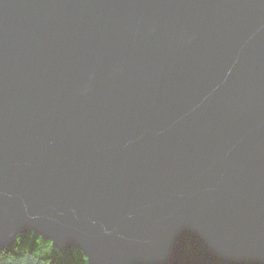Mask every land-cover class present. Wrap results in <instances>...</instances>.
Returning <instances> with one entry per match:
<instances>
[{
  "label": "water",
  "instance_id": "obj_1",
  "mask_svg": "<svg viewBox=\"0 0 264 264\" xmlns=\"http://www.w3.org/2000/svg\"><path fill=\"white\" fill-rule=\"evenodd\" d=\"M89 264H264V0H0V248Z\"/></svg>",
  "mask_w": 264,
  "mask_h": 264
},
{
  "label": "trees",
  "instance_id": "obj_2",
  "mask_svg": "<svg viewBox=\"0 0 264 264\" xmlns=\"http://www.w3.org/2000/svg\"><path fill=\"white\" fill-rule=\"evenodd\" d=\"M0 264H89L77 249L61 251L34 233L21 234L10 248H0Z\"/></svg>",
  "mask_w": 264,
  "mask_h": 264
}]
</instances>
